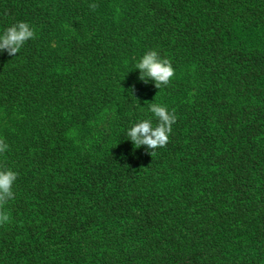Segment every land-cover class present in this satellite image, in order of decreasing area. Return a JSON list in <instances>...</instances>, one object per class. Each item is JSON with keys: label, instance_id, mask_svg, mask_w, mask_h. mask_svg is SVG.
<instances>
[{"label": "trees", "instance_id": "trees-1", "mask_svg": "<svg viewBox=\"0 0 264 264\" xmlns=\"http://www.w3.org/2000/svg\"><path fill=\"white\" fill-rule=\"evenodd\" d=\"M242 19L264 0H0V34H36L0 51V264H264V44ZM149 50L169 86L139 79ZM149 103L177 118L152 152L126 135Z\"/></svg>", "mask_w": 264, "mask_h": 264}, {"label": "clouds", "instance_id": "clouds-1", "mask_svg": "<svg viewBox=\"0 0 264 264\" xmlns=\"http://www.w3.org/2000/svg\"><path fill=\"white\" fill-rule=\"evenodd\" d=\"M97 7L98 5L95 3L89 5L92 11H95ZM35 35L33 28L28 23H14L0 34V51L7 52L9 56H15L28 40L35 38ZM134 69L139 70L141 81L147 83L151 79L157 89L169 86L175 75L170 60L161 58L155 50L147 51L136 63ZM132 91L133 89H129L130 95ZM148 110L156 119V126L153 127L151 119H144L132 125L126 135L134 148L143 145L152 152L167 145L172 125L177 118L174 110L170 112L166 106L161 104L149 103ZM7 150V143L0 139V154ZM17 175L15 171L0 167V226L9 222V215L2 209L9 200L14 199L13 185Z\"/></svg>", "mask_w": 264, "mask_h": 264}, {"label": "rangeland", "instance_id": "rangeland-1", "mask_svg": "<svg viewBox=\"0 0 264 264\" xmlns=\"http://www.w3.org/2000/svg\"><path fill=\"white\" fill-rule=\"evenodd\" d=\"M231 30L233 34L238 37L239 40H243L246 45L259 44L261 46L264 44V24L258 26V24H252L247 21L245 22L242 19L233 21L231 24ZM145 93L148 94L147 96L151 95V93H148L147 91H145Z\"/></svg>", "mask_w": 264, "mask_h": 264}]
</instances>
